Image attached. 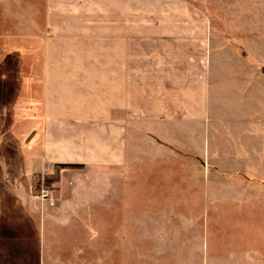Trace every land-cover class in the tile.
I'll list each match as a JSON object with an SVG mask.
<instances>
[{
  "label": "rangeland",
  "instance_id": "1",
  "mask_svg": "<svg viewBox=\"0 0 264 264\" xmlns=\"http://www.w3.org/2000/svg\"><path fill=\"white\" fill-rule=\"evenodd\" d=\"M103 2L107 1H98L90 27L92 33L99 36L90 42L94 51L87 52L74 50L81 43L77 41L79 36L61 37L62 42L52 43L56 47L61 45L62 51L48 50L51 36L45 35L47 20L40 13L45 5L39 0H13L9 11L0 3V139L11 137L12 123L17 124L14 137H20L22 117H16L17 121L13 110H18V116L22 108L33 109L29 117H24L25 121L34 122L30 125L33 129L42 126L38 109L46 101L49 105L55 102L50 99L54 86L50 83L53 79L49 80V73L65 70L51 68L48 60L67 63L102 59L108 54L100 51L101 36L119 35L121 6L117 0L108 1L106 6ZM104 6L107 11L103 13ZM126 11L137 14L127 21L132 26H126V29H135V32H128L135 43L133 47L154 45L159 50L165 49L164 46L170 49L157 53L142 48L140 52L136 49L126 52L128 61L140 62L137 67L128 68V72H132L130 81L140 75L149 79L141 71L149 70L151 63L145 61L155 59L156 54L162 59L165 55L170 61H180V65L181 60L188 61L191 73L194 64L202 63L206 73L210 67V89L204 97L200 92L199 102L202 103V98L208 101L211 121L208 116L205 118L202 156L191 152L182 162L176 153L163 152L159 154V162L109 168L137 173L139 177L130 179V184L137 186L138 191L137 195L131 192L132 195L126 196L125 193L126 217L122 218L125 226H121L120 240L95 239L92 245L94 259L90 262L113 264L106 259L109 257L110 260L120 259V264L263 263L264 259L258 263L247 253L254 247L261 248L264 253V211L251 210L247 205L238 209L228 201L236 199V193H246L234 202L264 205V0H133L126 5ZM141 13L152 14L153 20H140ZM154 22H157V30L150 31L144 26L155 25ZM182 23L184 29L189 28L183 34L179 32ZM70 32L79 34L75 29ZM219 50L222 51L214 55L209 66L210 53ZM245 57L254 60L253 66H247V77L253 76L254 91L248 96L249 102L237 93L236 96L231 87L239 82V77L246 76L242 74L243 63H240L246 61ZM139 69L142 70L139 72ZM135 70L138 73L133 75ZM245 78L241 79L250 81ZM196 80L190 74L189 83ZM79 82L101 81L99 78H82ZM184 91L190 93L186 87ZM240 101L243 103L239 104ZM97 102L101 106L100 99ZM62 103L64 105V101ZM219 109L223 115L219 116L220 120L217 118ZM61 167L67 165L57 166L55 175ZM39 178L41 176L34 179L36 194L35 186L41 182ZM45 187L42 180L40 195ZM126 205H129L128 209ZM107 217L116 223L119 215L117 211L103 212L96 219ZM15 259L12 264H28L25 259ZM30 260V264L42 263L38 258Z\"/></svg>",
  "mask_w": 264,
  "mask_h": 264
},
{
  "label": "crops",
  "instance_id": "2",
  "mask_svg": "<svg viewBox=\"0 0 264 264\" xmlns=\"http://www.w3.org/2000/svg\"><path fill=\"white\" fill-rule=\"evenodd\" d=\"M98 1L39 0L45 5L40 10L47 20L45 35L51 36L48 50L62 51L61 45L56 47L52 43L62 42L61 37L79 36L77 41L81 43L74 50L94 51L90 42L99 35L93 34V28L90 27L95 19ZM105 1L102 4L106 6L110 0ZM12 2L0 0L8 11ZM131 2L133 0H117L121 6L118 14L121 20L118 22L119 35L101 36L100 51L108 53L102 59L70 60L67 63L48 60L51 68L65 70L49 73V80L53 79L50 83L54 86L50 99L55 102L49 105L46 101L38 109L42 116L40 128H30L34 122L25 121L24 117H29L33 109L22 108L18 116V110L12 111L15 118L22 117V126L20 137H14L17 124L12 123L11 137L0 139L2 264H12L15 258L25 259L28 264L34 258L40 259V264H92L93 241L108 238L120 240L121 226H125L122 218L126 217V196L132 193L137 195L138 191L137 186L130 184V179L139 177L137 173L128 174L109 168L159 162L157 159L163 152L170 155L176 153L184 162L191 152L202 156L205 151L204 122L207 116L208 120L211 119V113L208 101L202 98L200 104L199 97L201 91L204 97L210 89V67L206 73L203 64L198 62L192 66L191 73L188 61L181 60L180 65V61H170L165 55L162 59L156 54L155 59L145 61L151 63L149 70L139 69L149 79L140 75L130 81L132 72H128V68L137 67L140 62L128 61L126 52L135 49L137 52L143 50L155 53L170 50L166 46L159 50L154 45L133 47L135 43L128 32H135V29H126V26H132L127 21L137 15L127 14L126 5ZM105 6L103 13L107 11L104 10ZM152 16L150 13H141L140 20H153ZM81 20L89 22L84 24ZM154 23L144 26L154 31L158 29L157 22ZM184 27L182 23L179 28L182 34L185 29L189 30L188 26ZM73 29L79 34H72L70 31ZM220 51L212 52V55L210 53L209 66L214 55ZM245 59L239 60L243 63L242 74L246 76L239 77V82L231 87L235 94L249 102L248 96L254 91L253 76L251 79L247 77V66H253L254 60L252 57ZM136 73L135 70L133 75ZM190 74L197 78L194 83H189ZM243 77L250 81L244 82L241 79ZM82 78H99L101 82L83 84L79 82ZM184 87L190 93H186ZM98 99L101 106L97 105ZM201 109L202 112H199ZM217 116L219 120L223 116L221 109ZM60 165L67 167H61L58 180L45 187L48 191L46 196H41L40 191L34 193L35 177L41 176V182L45 177H53ZM128 187L133 188L127 191ZM239 195L247 194L236 193V199L228 201L235 208L241 209L247 205L251 210L264 211V205L235 203L240 199ZM111 211L118 212L116 223L111 222L109 217L96 219L99 213L109 214ZM122 238L126 240L124 234ZM260 250L259 247L250 248L247 255L259 263L264 259V253ZM106 259L113 264L115 261L121 263L120 259Z\"/></svg>",
  "mask_w": 264,
  "mask_h": 264
},
{
  "label": "trees",
  "instance_id": "3",
  "mask_svg": "<svg viewBox=\"0 0 264 264\" xmlns=\"http://www.w3.org/2000/svg\"><path fill=\"white\" fill-rule=\"evenodd\" d=\"M262 71L264 73V67L262 68ZM58 178H59L58 177V174L55 175L54 177H45L44 178L45 186L46 187L50 186L53 182H55L56 180H58ZM39 180H41V179L39 178ZM35 188H36L35 189L36 192L38 193L40 191V188H41V182L40 181L36 184Z\"/></svg>",
  "mask_w": 264,
  "mask_h": 264
},
{
  "label": "built area",
  "instance_id": "4",
  "mask_svg": "<svg viewBox=\"0 0 264 264\" xmlns=\"http://www.w3.org/2000/svg\"><path fill=\"white\" fill-rule=\"evenodd\" d=\"M47 192H48L47 189L46 188H43L42 189V195L41 196H45L47 194Z\"/></svg>",
  "mask_w": 264,
  "mask_h": 264
}]
</instances>
